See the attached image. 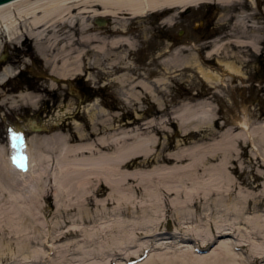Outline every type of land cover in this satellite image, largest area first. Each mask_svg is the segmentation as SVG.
I'll use <instances>...</instances> for the list:
<instances>
[{"label":"bare ground","instance_id":"obj_1","mask_svg":"<svg viewBox=\"0 0 264 264\" xmlns=\"http://www.w3.org/2000/svg\"><path fill=\"white\" fill-rule=\"evenodd\" d=\"M209 1L212 0H14L0 4V119L6 118L3 107L10 109L16 102L33 107L40 100L36 91L12 92L6 84L14 76V68H18L17 61L6 60L9 43L31 45L44 59L48 70L44 76L54 84H65L71 90L72 80L83 73L85 65L88 69V53L93 55L92 64L98 66L106 61L110 69L118 68L113 79L127 84L126 101L129 96L137 99L145 91L153 102H160L155 87L164 78L156 76L149 83L128 74L130 61L126 57L133 43L122 32L123 23L129 18L163 14L161 23L170 25L178 9ZM234 1L237 2L213 0L218 4ZM89 17H107L110 35L95 29L88 23ZM237 20L241 21L240 16ZM234 39H229L234 47L247 46L254 51L257 47L253 38ZM223 43H209V53H217ZM167 49L158 60L164 70L192 66L210 83L219 78L196 58H181L179 53L186 48L166 52ZM29 51L27 54L32 56ZM221 63L228 74L238 72L233 62ZM138 86L141 90L136 89ZM207 106L191 107L177 115L181 128L186 131L210 125L214 113ZM96 108L98 115L105 114L102 106ZM74 114L63 112L47 119V132L29 133L25 138L8 135L0 141V196L11 213L17 214L0 219V236L15 239L21 255L17 259L2 251L0 264H121L116 258H121L122 264H264V246L259 249L246 240L262 236L264 219H246L249 231L242 232L234 243L221 239L230 232H241L233 221H209L206 229L192 223L205 219L212 210L219 211L232 197L242 207L238 210L226 206L225 211L235 216L251 199L255 202L256 195L242 190L240 183L244 180L237 181L228 173L236 169L235 160L247 145L251 147L249 161L255 166L253 176L257 181L248 186L264 192V123L251 129L244 113L239 131L225 129L218 139L173 146L172 152L165 153L171 145L146 133L147 127L160 122H139L136 130L117 129L118 125L105 116L85 127L79 122L73 130L62 131L64 116ZM16 184L23 185L24 196L16 190ZM258 196L264 198L261 193ZM40 199L44 202L40 211L51 200L50 214L63 217L55 226L46 219L41 224L42 220L34 217ZM167 215L179 224L167 232L176 240H191L190 248L177 241L168 245L170 250L156 245V239L166 232L161 225ZM26 217L28 223L24 221ZM211 242L214 247L210 251L202 250ZM32 245L41 249H33L28 255L22 253ZM156 248L160 251L153 252Z\"/></svg>","mask_w":264,"mask_h":264},{"label":"rangeland","instance_id":"obj_2","mask_svg":"<svg viewBox=\"0 0 264 264\" xmlns=\"http://www.w3.org/2000/svg\"><path fill=\"white\" fill-rule=\"evenodd\" d=\"M238 3L239 0H237V2L234 1V3L218 4L212 0L209 2H200L193 6H186L177 10L173 21L174 23H171L170 25H164L161 23L163 14H147L146 16L126 19V23H123L122 26V32L129 36L133 43V47H130L131 52L128 53V56L126 57V59L130 61L131 71H137V68L134 67V61L135 56L137 57L139 55V59H137L139 61V73L130 72L132 74L129 75L135 77L134 80L143 78L149 83H151V79L156 76L164 78L161 85L156 84L155 87V92L160 99V102H153L149 97V94L142 91L144 94L143 98H141L142 100H139L135 105H132L129 96L125 103L126 105L122 106L123 110H132V112L136 107L139 108V111H136L137 113L135 114L139 116L135 123L131 120L128 124L120 125L119 119L117 120L116 116L118 112L114 111L111 113V111L107 109H105L106 112L104 115H98V112L96 111L98 108L96 107H101L99 104L96 106L100 101L97 98L98 96H95V100H90L89 98L81 99L77 104V97H81V95L79 93L77 95L66 93L65 87H50L48 88L49 91L45 92L43 88L48 87V83L47 78L43 76L42 73L46 74L48 70L45 67L44 59L37 55L36 51L30 44H28L30 47L26 46L23 41V43H19L20 46H16L12 43L8 44V58H6V60L17 61L18 65V68L16 67L17 69L14 68V76H12L10 80L14 83V87H27L28 89H32L31 85H33V87L36 86L35 91L39 93L42 99L37 101L36 105L33 107L24 104L20 106L17 102L16 105L10 109L3 107L5 110L4 114L9 122L14 125L20 124L23 121L25 122L26 118L30 119L33 117L36 122H41L47 117V115L42 116L43 114L41 113L43 112L44 107H46L45 101L47 103L50 101L52 103L49 105L52 106V109L48 110L50 113L48 119H51L58 114H63V112H75L74 117H66L62 120L64 126L62 131L66 129L67 132L73 130L75 123L80 122L79 124L85 127L105 116L108 117V119H111L115 126L118 125L117 129L126 128L129 130H136V124L139 122L154 123L157 121L160 122L159 125L149 128L147 127L146 133L149 136L158 139L161 143L171 145L169 149L164 150L165 153L172 152L173 146L181 145L186 147L191 146L194 143L210 142L213 139H218L223 135L225 129L232 132L239 131V125L242 122L244 113L248 120L250 119L249 122L251 129L253 127L258 129V127L264 123V11H259L258 9L254 11L252 5L244 7V2L241 5ZM261 7L263 10L264 2L261 3ZM238 16L241 18L240 22L237 20ZM92 18L93 17L88 18V23L90 22L93 24ZM110 26L111 23L105 21L104 25L94 27L95 29L97 28L102 31L100 32L101 34L103 33V35L108 37L110 35ZM108 31L109 33H107ZM234 38H239L243 41L253 38L257 47L255 51L252 48L242 45V47H234L229 41V39L233 40ZM211 42H217L219 44L224 42V49L220 48L217 53H209L210 47L207 45ZM169 43L170 45H168ZM167 47L168 49L186 48L185 52L179 53L181 58L184 59L189 56L196 58L205 69L217 73L219 78L214 83H210L197 72L195 67L192 66L183 68H178L177 66L171 71L164 70V65L157 60H159V56H161L160 53L165 54L163 50ZM152 49H156L158 52H155V56L150 58L149 54H152ZM168 49L166 52H168ZM29 50H31L32 56L28 55L30 52ZM130 54L133 55L134 58H132ZM92 56L93 55L87 53L85 60L88 69L85 65L83 73L79 74L80 77L78 82H72L71 86L74 91L76 90L77 92H80V86L91 87L95 77L111 76L110 73L114 71V69H110V66L106 65V61H103L97 66L98 70L96 69V72L94 70V63L92 64ZM220 61L233 62L234 65H238V72L228 71V74ZM32 67H35L36 69L32 70ZM37 70L41 71V73L38 74ZM104 80L105 82L107 81L105 94L115 95L118 86L105 77ZM29 81H31L30 85L27 84ZM9 87L11 86L9 85ZM121 88L125 89L126 87L120 85L119 89ZM15 91L16 90H12V92ZM136 92L139 93L138 90H136ZM123 97L125 99L124 95ZM202 104H206V106L208 105L207 108L214 113V118L210 125L202 126L203 128L200 127V129L187 128L186 131L183 130L180 126L177 115L191 107H198ZM191 111H193V109ZM34 113H36V116L32 115ZM22 114L23 116L20 117ZM1 122L0 141L7 135L2 132L3 124ZM145 126L146 125L143 127ZM236 148V151H241L240 148ZM250 154L251 147L250 145H247L244 153H241L238 156L237 159L239 160H235L236 169L228 173L237 181L244 180V183H240L242 190L251 192L252 195H256L255 202L251 199V201L248 202L247 207L243 208L238 216H235L233 213L225 211L226 206H235L236 209H241L242 204L238 203V201L232 197L231 201L221 206L219 211L212 210L205 219L203 218V220H200L199 222H192L194 225L196 224L201 226V228L205 227L206 229V223L209 221H222L224 223L233 221V225L241 232H230V234L222 235L224 238L221 236V239L232 243L239 241H237V239H239L242 232L245 234V232L249 231L246 219H264V198L258 196L260 193L264 195V192H260L258 188L248 186L255 182L257 183L253 176L255 166L251 160L249 161ZM22 188H24L23 185L19 186V184H16V190H20L23 195L24 189L22 190ZM40 200L38 202L41 204L38 203L39 207L35 209L34 217L38 220H42L41 224H43V219H46L49 224L55 226L63 217L60 214H50L53 207L51 206V200L50 205L43 209L44 212L42 209L40 211V208L41 206L43 207L44 203L42 199ZM8 206L5 198L0 196V219H4L6 216L17 215H13ZM112 217H114V215L110 216V218ZM24 219L26 223L29 222L27 217ZM173 219L172 215H167L166 221L162 222L161 227H165L166 232L162 234V237L156 239V245L161 247L166 246L164 249L170 250L168 245L177 241L179 244H185L183 247L190 248L193 244L191 240H176L177 238L171 236L169 233L170 231L175 230L174 226L179 225L177 221ZM25 222V228L27 229L28 227ZM188 224L190 225L191 223ZM188 224L184 223L183 225ZM77 225L80 226L81 224ZM27 231H30V229L28 228ZM6 240H9V242ZM6 240L0 236V252L3 251L6 255L13 254L19 259L21 255L19 256L20 253L17 252L18 248L15 239ZM246 240L261 249L264 246V233L259 238L248 237ZM8 245H10V247ZM213 247L214 242H211L203 247L202 250L210 251ZM33 249L39 250L41 248L38 245H32L29 249L23 250L25 252L22 253L28 255ZM242 249V251H244V247H242ZM9 250L12 253H10ZM152 251L159 252L160 249L156 248ZM241 254L244 256V252H241ZM144 257L145 254L140 260ZM115 260H118V263H123L121 258H116ZM242 264H246V262Z\"/></svg>","mask_w":264,"mask_h":264},{"label":"flooded vegetation","instance_id":"obj_3","mask_svg":"<svg viewBox=\"0 0 264 264\" xmlns=\"http://www.w3.org/2000/svg\"><path fill=\"white\" fill-rule=\"evenodd\" d=\"M243 2L245 3V4H243ZM262 2H264V0H239V3L238 4H243V6L244 7H247V5H252V7H253V10L255 11V10H259V11H264V9L262 10V7H261V3ZM249 11V10H248ZM93 19V24H94V26H98V25H104L105 24V21H109L108 19H107V17L106 18H102V17H100V18H92ZM103 20V21H102ZM98 21H102V23L101 24H99L98 23ZM108 33V32H107ZM169 38V37H168ZM166 40V39H165ZM168 45H170V43L168 44ZM174 47V46H173ZM159 48H160V46H159ZM153 51H152V54H149V56H150V58H152V57H154L155 56V52H158V51H156V49H152ZM161 51V50H160ZM160 51H159V53H160ZM128 56V55H127ZM130 56L132 57V58H134V56L133 55H131L130 54ZM137 59H139V55L136 57L135 56V61H134V63H135V66L134 67H136L137 68V71L135 72V70L134 71H131L130 69L128 70V74H132V73H130V72H134V73H139V70H138V65H139V61L137 60ZM158 61V60H157ZM103 62V61H102ZM107 65V64H106ZM94 67H95V71L97 72V70H98V67L96 66V65H94ZM131 67V66H130ZM97 69V70H96ZM114 69V71L113 72H111L110 74H111V76H97V77H95L94 79V82L92 83L93 85L91 86V87H85V86H80V92H77L76 90L74 91L72 88H71V90H70V88H68L65 84L64 85H62V84H60V85H58V84H54L48 77H46L47 78V83H48V87H44L43 88V90L45 91V92H47V91H49V89L48 88H53V87H65V91H66V93H69V94H75V95H77L78 93L81 95V97H77L78 98V101H77V104L81 101V99H84V98H89L90 100H95V96H98L97 98L100 100H98L99 102L96 104V106L99 104L100 106H102L104 109H107V110H110V111H112V112H114V111H116V112H118V114L116 115L117 116V120L119 119V123L120 124H128V123H130L131 122V120H136L139 116H137V115H135L137 112L136 111H139V108H135L134 110H133V112H132V110H129V111H126V110H123L122 108V106H124V105H126L125 103H126V99H124V97H123V95L125 96V98H126V93L124 92L125 91V89H119L120 88V85H122L123 87L125 86V87H127V84H120L118 81H116L115 79H113V76L114 75H116L118 72H119V70H118V68L117 67H115V68H113ZM14 73V72H13ZM38 73V72H37ZM46 73V72H45ZM48 73V72H47ZM46 73V74H47ZM38 74H40V73H38ZM43 74V76L44 75H46V74H44V73H42ZM80 77V76H79ZM79 77L78 78H74V80H72V82L73 81H77L78 82V80H79ZM104 77L106 78V79H109V81H111V82H113L114 84H116L117 86H118V88H117V92L115 93V95L114 94H105V88H106V82H105V80H104ZM152 80V79H151ZM30 82L31 81H29L27 84L28 85H30ZM9 83V85L12 87V89H10L11 91L12 90H16L15 92H18V91H20V90H24V89H26L27 91H35L36 90V86H34L33 87V85H31L32 87V89H28L27 87H21V88H19V87H14V83H12V80H9V82H7L6 84H8ZM51 83H53V85H51ZM72 85V84H71ZM137 87V86H136ZM138 89L139 90H141V88L138 86ZM135 92H136V89H135ZM112 93V92H111ZM137 93V92H136ZM141 94H139L138 95V98L136 99V98H133V97H131L130 96V98H131V104L132 105H135L136 103H137V101H139V100H142L141 98H143V92H140ZM138 94V93H137ZM64 97V96H63ZM42 99L41 98V96L39 95L38 96V99ZM55 98V97H54ZM106 100H107V102H106ZM103 101H105V102H103ZM141 102V101H140ZM50 103H52V102H50V101H48V103L45 101V106L46 107H44V109H43V112H41L43 115L42 116H46L47 115V117L45 118V119H43V121H41V123L40 122H36V120H35V118L33 117V118H30V119H28V118H26V120H25V122L23 121L22 123H20V124H18V125H14V124H12V123H10L9 122V120H8V118H5V120H1L0 122L3 124V129H2V132L3 133H6L7 135L6 136H8V135H11V136H17V137H21V138H25V136H27L29 133H40V132H47V131H49V126L47 125V119H48V115L50 114L49 113V109H52V106H50L49 104ZM106 106H107V108H106ZM23 110H25V109H23ZM45 110V111H44ZM38 112V111H37ZM111 112V113H112ZM40 114V113H39ZM33 116H36V113H34V114H32ZM31 115V116H32ZM21 116H23V114L22 115H20V117ZM6 117V116H5ZM51 117H53V116H51ZM66 117H69L68 115H65L64 116V118L63 119H65ZM136 117V118H135ZM31 119H34L35 120V123H32V122H30V120ZM62 119V120H63ZM7 120V121H6ZM45 121V122H44ZM137 121V120H136ZM3 122H5V123H3ZM62 122V121H61ZM40 124H43V125H40ZM10 125V126H9ZM62 126H63V124H62ZM64 127V126H63ZM18 129H19V131H18ZM39 129V130H38ZM19 134V135H18Z\"/></svg>","mask_w":264,"mask_h":264},{"label":"water","instance_id":"obj_4","mask_svg":"<svg viewBox=\"0 0 264 264\" xmlns=\"http://www.w3.org/2000/svg\"><path fill=\"white\" fill-rule=\"evenodd\" d=\"M14 0H0V4H10L11 2H13ZM99 24L102 23V21H98Z\"/></svg>","mask_w":264,"mask_h":264}]
</instances>
